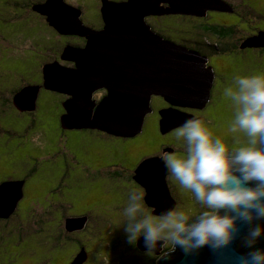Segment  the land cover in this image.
I'll list each match as a JSON object with an SVG mask.
<instances>
[{
  "label": "flooded vegetation",
  "instance_id": "af4514ba",
  "mask_svg": "<svg viewBox=\"0 0 264 264\" xmlns=\"http://www.w3.org/2000/svg\"><path fill=\"white\" fill-rule=\"evenodd\" d=\"M45 1L25 0L20 3H14L13 7L19 10V18L24 17L35 28H42L53 33L54 39H57L60 46L58 44L56 48L49 52L48 61L42 64L37 71L32 63L23 59L9 62V66L0 74V86L6 85L3 77L6 78L7 75L14 80L23 82V74L27 73L32 76L36 71L37 79L33 83L34 79H31V83H21L22 85L13 90H10L9 87L7 92L9 98L3 97V100H0V121L6 116V111H13L17 117L25 119L29 126L32 127L34 124L33 115L37 110L38 96L43 89L39 90L35 101V109L30 112H20L14 107L12 103L14 95L23 87L41 85V70L45 64L57 62L62 66L74 68V58L70 61H62L60 59L62 50L67 46L72 51H80L87 45V40L84 36L59 35L47 24L44 16L32 11L34 5L44 4ZM62 1L75 9L74 14H77V21L92 33L102 32L105 27H118L124 31L135 32V40L126 39L121 41L124 48L133 46L141 51L143 48L141 42H144L146 37H151L161 44H175L185 48L187 51H193L205 57L207 59L206 67L211 68L214 75L210 98L204 108L190 109L189 107H170L161 98L152 97L151 101L156 99L160 102V105L155 109L150 102L152 112L149 114L156 121V131L159 134L157 136V147L150 155H143L139 158L135 156V151L139 150V147L133 145L137 136L131 139H122L108 136L96 130H64L60 127L59 122L60 115L64 113L61 109L56 129L53 130L51 127H47V129L55 132L56 137L64 136L66 133L72 134V137H78L85 143L84 152L82 153L77 148L71 138V145L76 152L72 154L70 159L65 157L58 158L52 146L49 147L36 138L31 137L28 142L33 149L40 153L38 158L33 157L32 160L41 159L40 166L24 169L19 173L11 171L8 174H0V184L23 181L22 198L18 201L13 214L6 219L0 218V228L5 229L3 238L7 239H24L27 232L25 225L27 224H33L35 226L34 232H38L42 224L52 229L55 223L58 222L57 220L61 221L64 219L66 216L64 214L65 211L71 207L70 202L60 193L65 180L68 183L70 182V186L74 187L73 194L76 197L71 199L73 203L79 200L88 202L90 199L86 196V193L94 191L95 185L99 182L111 183L110 185L115 189L117 187L124 189L125 199L130 189L143 191L133 180L137 165L146 158L159 157L161 151L170 152L173 150L171 145L174 143L173 133L175 130L160 136L158 128V112L160 110L173 109L185 115H192L205 121L213 133L218 136L221 135L222 139L231 136L217 123V119H220L219 117H225V114L221 112L225 111L226 115L231 116L229 104H225L222 101V89L220 88L231 84L234 75L251 74L249 67H252V64L256 63L257 58L264 54V49H240L238 45L233 44L232 47L237 51L235 54L232 53L231 48L226 44L232 36H236L237 30L238 37L243 39L255 36L259 32H264V0H220L227 5L221 7L223 10L226 9V12L197 8L195 10L191 9L194 13L193 15L192 13H185L187 7L184 6V3L193 4L203 0H151V6L144 9L101 7L102 3L122 5L127 3L128 0ZM231 1H234V3ZM171 11L177 12L172 13ZM241 25L244 28H240ZM217 61H221L223 66L218 65L217 67ZM216 77H218V80H216ZM106 95L107 91L105 89H99L93 93L92 98L98 103ZM223 125L226 126L225 124ZM1 131L3 130L0 129ZM26 156L29 157V152L27 151ZM71 162H76L80 165H71ZM168 179L167 177L166 182ZM186 194L185 208L192 209L190 194ZM172 198L174 197L172 196ZM90 216V213L85 212L68 218L86 217V225L89 227ZM85 227L80 230V233H83ZM50 232V239L42 243L38 241L41 252L37 255V264H55L56 262L55 256L58 253V246L56 245L59 244V237L55 238V231ZM33 235L35 236L34 233ZM35 238L37 237L35 236ZM66 240L68 244L74 247L73 258L82 246L69 243L68 238ZM14 244L19 245L17 242H14ZM45 244L48 247L47 249L43 248ZM137 253V255H145V252L138 251ZM153 260L155 261L152 257L151 264H155Z\"/></svg>",
  "mask_w": 264,
  "mask_h": 264
},
{
  "label": "water",
  "instance_id": "95a60500",
  "mask_svg": "<svg viewBox=\"0 0 264 264\" xmlns=\"http://www.w3.org/2000/svg\"><path fill=\"white\" fill-rule=\"evenodd\" d=\"M150 2L128 0L122 5L105 3L103 8L144 9L151 6ZM214 3L220 7L227 6L220 0H203L188 5L206 10L207 5L214 6ZM74 10L62 0H46L44 4L32 7V11L44 16L47 24L59 35L85 36L87 45L80 51H72L67 46L62 50L60 59L70 61L74 58V68L57 62L45 64L41 70V86H26L14 95L12 103L18 111H33L38 92L43 88L72 97L61 104L64 111L59 117L62 129L96 130L109 136L131 139L142 132L145 117L152 112V97L161 98L176 108L202 109L208 103L214 75L212 69L206 67L205 60L182 47L161 44L151 37L141 42V51L133 46L124 48L121 41L135 40V32L105 27L102 32L92 33L77 21ZM99 89H105L107 95L96 103L92 95ZM158 115V128L162 135L194 117L173 109L160 110ZM166 178L163 163L156 158L142 160L134 171L133 180L143 189L144 202L154 209V214L176 204ZM22 187L23 181L0 184V218L6 219L13 214L22 198ZM86 222V217L67 218L65 229L76 232L82 230ZM255 223L264 225V221L254 220ZM238 227V237L227 249L216 253L204 246L191 255H184L177 248L168 252L166 264H231L233 249L240 253L249 250L241 247L239 239L248 226L238 224ZM159 244L157 242V251H162ZM135 246L146 251L143 237L136 240ZM254 247L264 249V236ZM85 258L86 252L81 249L71 264H81ZM155 264H165V261H156Z\"/></svg>",
  "mask_w": 264,
  "mask_h": 264
},
{
  "label": "clouds",
  "instance_id": "9594fccd",
  "mask_svg": "<svg viewBox=\"0 0 264 264\" xmlns=\"http://www.w3.org/2000/svg\"><path fill=\"white\" fill-rule=\"evenodd\" d=\"M221 95L231 109L226 125L231 144L192 117L175 129L173 150L159 153L166 176L190 194L193 208L173 204L154 214L142 190L126 194L121 215L127 240L134 245L142 236L145 255L156 261L166 264L168 252L177 248L184 255L204 246L219 253L244 224L239 239L249 250L233 249L231 264H264V249L254 247L264 225L253 224L264 221V72L234 75ZM157 242L167 251H157Z\"/></svg>",
  "mask_w": 264,
  "mask_h": 264
},
{
  "label": "rangeland",
  "instance_id": "374dc122",
  "mask_svg": "<svg viewBox=\"0 0 264 264\" xmlns=\"http://www.w3.org/2000/svg\"><path fill=\"white\" fill-rule=\"evenodd\" d=\"M23 1L25 0H0V74L9 66L10 61L19 59L32 63L36 67V71L39 70L40 66L48 61L49 52L59 44L50 31L35 28L24 17H18L19 10L14 8L13 4ZM231 2L234 3V1ZM104 4L102 3L101 7ZM184 6L187 7L185 13L194 14L191 9L195 10V8L189 7L186 3H184ZM207 7V10L226 12V9L223 10L215 3L214 6L211 4L210 6L207 5ZM171 12L175 13L177 11ZM240 28H244V26L241 25ZM237 32L236 36H232L226 43L231 48L232 53H237L232 47L233 44L238 45L240 49H264V32H259L257 35L246 39L239 38ZM183 49L186 50L185 48ZM188 52L197 56L200 60H205L207 63L205 57L193 51ZM216 65L217 67L218 65L223 66V63L217 61ZM36 71L32 76L27 73L23 74V82L14 80L9 75L6 78L3 77L6 85L0 86V100H3V97H8L9 87L10 90H13L22 84L31 83V79H34L32 83L35 82V79H37ZM249 71L251 74L264 72V54L257 58L256 63L252 64V67H249ZM66 98L71 99L72 97L66 96ZM63 99L64 97L59 94L42 90L38 96L37 110L33 115L34 124L32 127L29 126L25 119L17 117L15 112L6 111V116L0 121V129L3 130L0 132V174H8L11 171L19 173L24 169L40 166L41 159L32 160L33 157L38 158L40 153L33 149L28 142L31 137L36 138L49 147L52 146L58 158L65 157L70 159L72 154L76 152L71 145V138L77 148L82 153L84 152L85 143L78 137H72L73 135L68 133L64 136L56 137L55 132L47 129V127H51L53 130L56 129ZM222 101L225 104H229L223 97ZM159 105V100L153 99L151 101V106L154 109ZM221 113L226 115L225 111ZM156 134L155 118L152 115H148L144 121L141 134L136 137L133 143L134 146L137 145L139 147V150L135 151L137 158L143 155H150L155 150L153 144L156 141ZM26 151L29 152V157L26 156ZM153 158L160 159L159 157ZM71 165L79 166L80 164L71 162ZM167 182L170 194L175 198L176 203L180 205L186 202V192L181 190L174 181L168 179ZM69 183L65 180L60 192L71 204V207L64 213L66 215L64 219L61 221L57 220L58 222L55 223L52 229L42 224L38 232H34L35 226L33 224H27L25 225L27 232L24 239H7L0 234V264H37V255L41 252L38 241L42 243L50 239V231H55V238L59 237V244L56 245L58 246V253L55 256V264H71L81 249L86 252V258L81 264H151L152 257L137 255V251H133L134 247L136 248L135 244L133 246L127 240L121 215V209L125 201L124 189L118 187L115 189L110 185L111 183L99 182L95 185L94 191L86 193V196L90 199L88 202L79 200L73 203L71 199L76 197V195L73 194L74 187L70 186L71 184ZM183 206L185 207V205ZM85 212L91 214L89 227L86 225L83 233H80V230L68 232L65 229L66 218ZM33 233L39 239L35 238ZM66 238H68L69 243L82 246L73 258L74 247L67 243ZM8 241L10 242L8 243ZM14 242L19 243V245H15ZM167 247L166 245L165 250L162 251H167ZM43 248L47 249L48 247L45 244ZM71 258L72 260H70ZM153 262H156V260H153Z\"/></svg>",
  "mask_w": 264,
  "mask_h": 264
},
{
  "label": "trees",
  "instance_id": "16d2710c",
  "mask_svg": "<svg viewBox=\"0 0 264 264\" xmlns=\"http://www.w3.org/2000/svg\"><path fill=\"white\" fill-rule=\"evenodd\" d=\"M41 74H42V71H41ZM216 80H218V77H216ZM42 84V83H41ZM36 86H41V85H36ZM43 89V88H42ZM44 90V89H43ZM46 91V90H45ZM50 92V91H49ZM52 93H55V92H52ZM56 94H58V93H56ZM60 95V94H59ZM60 96H63V95H60ZM64 97V96H63ZM66 97V96H65ZM66 99V98H65ZM65 99H63V101L65 100ZM63 101H61V104H62V102ZM217 117H219V116H217ZM220 119H217V123H218V125H221V127H223L224 128V130H226V126H224L223 124H225V125H227V121L230 119V115H225V117H219ZM175 130V129H174ZM100 132V131H99ZM157 132V131H156ZM160 133V132H159ZM141 134V133H140ZM139 134V135H140ZM159 134L157 133L156 134V141H155V143L153 144L154 145V148L155 147H157V141H158V138H157V136H158ZM162 134H160V136H161ZM109 136V135H108ZM221 136V135H220ZM113 137V136H112ZM137 137H138V135H137ZM115 138H117V137H115ZM224 140H225V142L226 143H228V144H231L232 143V140H231V136H227V137H225L224 138ZM151 158H153V157H151ZM187 195V194H186ZM185 203V202H184ZM184 203H182L181 205L183 206L184 205ZM0 230H1V232H0V234H2V235H4L5 233V229L4 228H0ZM134 246V245H133ZM133 251H137L138 252V250L134 247V249H133Z\"/></svg>",
  "mask_w": 264,
  "mask_h": 264
}]
</instances>
